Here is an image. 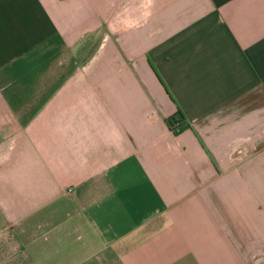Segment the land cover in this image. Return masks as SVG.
Wrapping results in <instances>:
<instances>
[{
	"label": "crops",
	"instance_id": "crops-1",
	"mask_svg": "<svg viewBox=\"0 0 264 264\" xmlns=\"http://www.w3.org/2000/svg\"><path fill=\"white\" fill-rule=\"evenodd\" d=\"M0 264H264V0H0Z\"/></svg>",
	"mask_w": 264,
	"mask_h": 264
},
{
	"label": "trees",
	"instance_id": "trees-1",
	"mask_svg": "<svg viewBox=\"0 0 264 264\" xmlns=\"http://www.w3.org/2000/svg\"><path fill=\"white\" fill-rule=\"evenodd\" d=\"M178 116H179V118L181 117L180 114H179ZM179 118L169 117V118L167 119V122H168L169 126L172 128L173 131H175L174 128H176L175 125L177 124L176 122H178V119H179Z\"/></svg>",
	"mask_w": 264,
	"mask_h": 264
},
{
	"label": "built area",
	"instance_id": "built-area-1",
	"mask_svg": "<svg viewBox=\"0 0 264 264\" xmlns=\"http://www.w3.org/2000/svg\"><path fill=\"white\" fill-rule=\"evenodd\" d=\"M175 132L178 130L177 128H174Z\"/></svg>",
	"mask_w": 264,
	"mask_h": 264
}]
</instances>
